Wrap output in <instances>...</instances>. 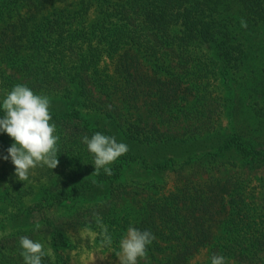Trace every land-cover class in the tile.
<instances>
[{
	"label": "trees",
	"instance_id": "trees-1",
	"mask_svg": "<svg viewBox=\"0 0 264 264\" xmlns=\"http://www.w3.org/2000/svg\"><path fill=\"white\" fill-rule=\"evenodd\" d=\"M17 84L50 98L59 164L0 174V264H24L22 236L69 264L82 232L117 257L129 226L162 264H264L245 178L264 168L248 130L264 128V0H0V116ZM96 132L129 148L110 176L82 142ZM13 143L0 133V156Z\"/></svg>",
	"mask_w": 264,
	"mask_h": 264
},
{
	"label": "clouds",
	"instance_id": "clouds-1",
	"mask_svg": "<svg viewBox=\"0 0 264 264\" xmlns=\"http://www.w3.org/2000/svg\"><path fill=\"white\" fill-rule=\"evenodd\" d=\"M241 27L247 28V21L241 19ZM3 116H0V133H6L14 140L7 149L3 159L10 158L15 167V175L19 181L29 179L31 170L39 167L57 168L58 140L56 125L50 123V98L46 95L35 94L28 86L17 84L2 101ZM82 142L94 157L93 174L98 175L103 169L107 175H112L110 167L118 158L125 155L129 148L123 142H117L115 136L96 132L89 138L83 137ZM92 174V175H93ZM155 240L151 231H141L129 226L126 235L120 240V264H139L140 260L148 256V247ZM21 255L24 264H42L45 252L43 244L35 242L27 236L20 237ZM103 244L110 246L112 238L104 227ZM211 264H227L225 258L213 254Z\"/></svg>",
	"mask_w": 264,
	"mask_h": 264
},
{
	"label": "rangeland",
	"instance_id": "rangeland-1",
	"mask_svg": "<svg viewBox=\"0 0 264 264\" xmlns=\"http://www.w3.org/2000/svg\"><path fill=\"white\" fill-rule=\"evenodd\" d=\"M144 116H146V114H144ZM248 124V127L250 129H253V131H250V129L248 128L249 135H254V133H257L258 131L263 132L264 135V128L262 131V126H257V124H253L252 122ZM13 167L14 165L11 163L10 158L8 160H5L3 159V156H0V174H2L3 171L11 170ZM171 178L172 175H170V179ZM245 178L247 191L249 192L250 197H252L255 201L262 199L264 197V168L255 171H245ZM172 188L173 184H170L164 191L161 192V194L168 193L170 190H172ZM81 237L83 239H87L88 243L78 250L71 251V260L69 264H118L120 262L119 256L112 257L110 252H104L94 242V233L82 232ZM162 247H165V245H162ZM167 255L168 253L165 252L160 253L158 251H154L153 253H148L147 258L140 260L139 264H162L166 261ZM203 259V257H200L197 259V261L200 260L201 263L203 262Z\"/></svg>",
	"mask_w": 264,
	"mask_h": 264
}]
</instances>
